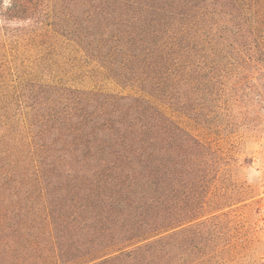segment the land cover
<instances>
[{"label":"trees","instance_id":"16d2710c","mask_svg":"<svg viewBox=\"0 0 264 264\" xmlns=\"http://www.w3.org/2000/svg\"><path fill=\"white\" fill-rule=\"evenodd\" d=\"M0 6L45 14L0 41V264H196L225 160L174 116L206 129L203 96L243 83L264 101V0ZM87 68L130 93L67 82Z\"/></svg>","mask_w":264,"mask_h":264},{"label":"rangeland","instance_id":"374dc122","mask_svg":"<svg viewBox=\"0 0 264 264\" xmlns=\"http://www.w3.org/2000/svg\"><path fill=\"white\" fill-rule=\"evenodd\" d=\"M43 15L44 11H36L20 23L5 20L0 14V41L11 37L16 40L20 29L43 21ZM86 70L78 71L67 82L82 88L130 93L111 82L96 80L93 73H88L90 69ZM259 84L263 91V82ZM250 87L243 83L232 99L203 96L204 112H212L206 129L174 116L225 160L204 200L205 223L196 238L202 254L196 264H264V101L255 97ZM206 115L198 123L208 121Z\"/></svg>","mask_w":264,"mask_h":264}]
</instances>
